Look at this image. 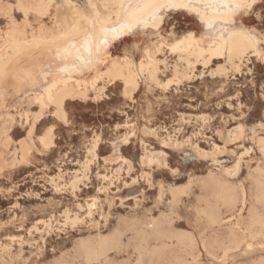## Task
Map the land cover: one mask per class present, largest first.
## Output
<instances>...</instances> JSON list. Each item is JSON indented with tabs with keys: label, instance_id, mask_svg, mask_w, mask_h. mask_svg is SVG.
I'll use <instances>...</instances> for the list:
<instances>
[{
	"label": "rangeland",
	"instance_id": "rangeland-1",
	"mask_svg": "<svg viewBox=\"0 0 264 264\" xmlns=\"http://www.w3.org/2000/svg\"><path fill=\"white\" fill-rule=\"evenodd\" d=\"M22 1L0 0V35L13 22L27 39L40 26L52 27L53 16L42 22L33 12L25 17L17 9ZM64 1L55 0V6L68 14ZM68 1L87 9L93 0ZM233 25L258 40L257 53L250 49L232 62L224 54L209 59L207 54L199 57L195 48L189 53L171 50L189 34L207 49L209 36L196 14L165 12L157 29L138 27L111 41L104 64L73 75L78 85L72 84L85 96L66 95L61 114L49 104L33 126L39 107L27 102L43 93L44 74L58 63L50 61L40 76L37 54L26 56L40 46L17 53L2 44L0 53L20 59L12 68L16 74L0 75V247L7 248H0L1 264H264V235L257 236L247 224L254 209L264 211L254 191L257 175L264 182L261 9L253 2L243 7ZM12 58L4 59L2 68L11 67ZM112 60L120 65L129 61L136 88L121 77H108ZM10 79L23 81L25 94ZM44 139L50 145L44 146ZM223 187L237 190L238 200H218ZM208 215L216 222L211 224ZM153 223L170 238L157 240ZM143 232L144 241L138 234ZM112 233L121 237L117 244L87 263L81 243L95 245ZM181 235L195 240V247L178 243L175 237Z\"/></svg>",
	"mask_w": 264,
	"mask_h": 264
},
{
	"label": "bare ground",
	"instance_id": "bare-ground-1",
	"mask_svg": "<svg viewBox=\"0 0 264 264\" xmlns=\"http://www.w3.org/2000/svg\"><path fill=\"white\" fill-rule=\"evenodd\" d=\"M68 6V14L62 11V8L55 6V0H25L18 4L17 9L20 10L26 17L29 12H33L38 20L42 22L43 17H52V27L45 29V26H40L38 32L32 34L30 39H27L24 33L14 24L4 36L0 35V50L2 44L6 45V49H13L19 53L23 49H31L40 46L41 50L37 53L32 50L26 54L31 56L37 54L41 70L50 66V61H56L57 66L47 71L44 74L43 80L45 82V89L42 94H39L28 100L27 103H34L39 107V111L33 118L32 126L42 118L43 110L49 105L57 106V112L61 114L62 104L66 95L76 94L85 96L84 92L77 90L73 83L78 85V81L73 79V75H77L83 71L96 68L107 61L109 56H105V48L111 41L120 39L126 33L146 26L157 29L163 14L169 10L183 9L189 13L196 14L201 25L205 28L206 34L209 36L207 41V49L199 46L198 41L191 34L184 36L182 39L176 41L172 46L173 52L182 51L189 53L195 48L197 55L203 56H221L225 55L229 61L235 59L241 60L245 53L252 49L257 53L256 46L258 40L254 36L247 33L244 29L240 30L233 25V16L242 10L243 7L249 6L253 0H93L89 3L87 9H80L78 7H71L68 0L64 1ZM77 4V3H76ZM80 4V3H79ZM15 5V4H14ZM14 12V11H13ZM23 21V20H22ZM28 23V22H27ZM84 23L85 26L82 25ZM7 25H9L7 23ZM174 35V34H173ZM175 36V35H174ZM201 40V39H200ZM201 42V41H200ZM129 49V48H126ZM130 51V50H129ZM14 52V51H13ZM9 53H0V75L8 76L16 74L12 68L17 65L20 59L19 55L9 56ZM147 54V53H146ZM148 56V55H147ZM246 56V55H245ZM14 59L11 67L2 68L1 62L6 59ZM126 57V56H125ZM182 58V57H181ZM123 59V58H122ZM129 59V58H128ZM176 60V59H174ZM165 61V60H164ZM230 62V63H231ZM248 62V61H247ZM176 63V62H175ZM178 63V62H177ZM191 63V62H190ZM195 63V62H194ZM144 64V62H143ZM193 64V63H192ZM225 64V63H224ZM145 65V64H144ZM170 65V64H169ZM176 65V64H175ZM173 65V66H175ZM218 65V64H217ZM223 65V64H222ZM129 61H125L120 65L117 61H111L110 69L107 71L108 77H121L124 79L126 85L133 88L137 87V77L130 67ZM139 66V65H138ZM189 66V65H188ZM235 66H237L235 64ZM43 67V68H42ZM177 67V65L175 66ZM223 67V66H222ZM220 67V70H222ZM231 67V66H230ZM167 68V67H166ZM180 68V67H179ZM196 68V67H195ZM219 68V67H218ZM225 68V67H224ZM178 69V68H175ZM174 69V70H175ZM181 69V68H180ZM212 69V68H211ZM147 70V69H146ZM168 70V69H166ZM186 70V69H185ZM190 70V69H189ZM197 70V69H196ZM204 70V69H203ZM215 70V69H214ZM224 70V69H223ZM229 70V69H225ZM234 70V69H233ZM236 70V69H235ZM97 71V69H96ZM148 71V70H147ZM173 71V70H172ZM192 71V70H191ZM205 71V70H204ZM203 71V72H204ZM207 71V70H206ZM230 71V70H229ZM250 71V70H249ZM222 72V71H221ZM253 72V71H252ZM172 74V73H171ZM181 74V73H180ZM186 74V73H185ZM189 74V73H188ZM234 74V73H233ZM183 75V74H181ZM194 75V74H193ZM177 76V74H176ZM186 76V75H185ZM151 77V76H150ZM166 77V76H165ZM200 77V76H199ZM146 78V77H145ZM161 78V77H160ZM175 79V77H173ZM172 78V79H173ZM178 78V77H177ZM3 79V78H2ZM1 79V80H2ZM171 79V80H172ZM183 79V78H182ZM228 79V78H227ZM12 80L17 91L24 93L25 86L23 81ZM38 80V79H37ZM37 80H29L28 83L36 84ZM165 80V79H164ZM170 80V79H169ZM168 80V81H169ZM184 80V79H183ZM163 81V80H162ZM170 82V81H169ZM180 82V81H179ZM31 84V85H32ZM164 84V83H163ZM225 84V83H224ZM161 85V84H160ZM220 85V84H219ZM170 86V85H169ZM189 86V85H188ZM215 86V85H214ZM150 87V86H149ZM228 87V86H227ZM151 88V87H150ZM229 88V87H228ZM196 89V88H195ZM212 89V88H211ZM221 89V88H220ZM218 90V89H217ZM224 90V89H223ZM179 91V90H178ZM88 92V91H87ZM216 92V91H215ZM226 92V91H225ZM156 93V92H155ZM170 93V92H169ZM25 94V93H24ZM215 95V94H214ZM2 93L0 91V99ZM165 97V96H164ZM169 98V97H168ZM189 98V97H188ZM187 98V99H188ZM233 98V97H231ZM20 99V98H19ZM21 100V99H20ZM176 100V99H175ZM189 100V99H188ZM206 100V99H205ZM135 101V100H134ZM223 101V100H222ZM202 102V101H201ZM1 104V103H0ZM159 104V103H158ZM172 104V103H171ZM141 105V104H140ZM231 105V104H230ZM129 106V105H128ZM191 107V106H190ZM15 110V109H14ZM152 111V110H151ZM155 114V113H154ZM180 114V113H179ZM192 115V114H191ZM59 116V115H58ZM64 116V115H63ZM9 117V116H8ZM60 117V116H59ZM154 117V116H153ZM197 117V115H196ZM27 119V117H26ZM151 119V117H150ZM159 120V119H158ZM181 121V120H180ZM184 121V120H183ZM132 124V123H131ZM136 124V123H135ZM165 125V124H164ZM125 126V125H124ZM137 127V126H136ZM146 127V126H145ZM193 127V126H192ZM241 127V126H239ZM148 129V128H147ZM242 129V127H241ZM240 129V130H241ZM51 130V129H50ZM151 131V130H149ZM167 131V130H166ZM197 132V131H196ZM147 133V132H145ZM199 133V132H198ZM203 133V132H202ZM218 134V133H216ZM175 135V134H174ZM200 135V134H199ZM255 135V134H254ZM120 136V135H119ZM136 136V135H135ZM196 136V135H195ZM202 136V135H201ZM97 137V136H95ZM99 137V136H98ZM25 138V137H24ZM97 139V138H96ZM170 139V138H169ZM175 139V138H174ZM47 139H44V146L48 144ZM202 141V140H201ZM227 141V139H226ZM260 141V140H259ZM110 142V141H109ZM129 142V140L127 141ZM181 142V141H180ZM190 142V141H189ZM212 142V141H211ZM18 143V142H16ZM54 144V143H53ZM113 144V142H112ZM182 144V143H181ZM192 144V143H191ZM214 144V143H213ZM50 145V144H48ZM164 145V144H163ZM55 146V145H54ZM196 146V145H195ZM217 146V145H215ZM151 147V145H150ZM70 148V147H69ZM147 150V149H146ZM162 151V150H161ZM227 151V150H226ZM163 152V151H162ZM217 152V151H216ZM222 152V151H221ZM234 152V151H233ZM152 153V152H150ZM154 153V152H153ZM213 153V152H210ZM163 154V153H162ZM167 154V153H166ZM263 154V153H262ZM87 155V154H86ZM121 155V154H120ZM208 155V154H206ZM210 155V154H209ZM213 155V154H212ZM210 155V156H212ZM216 155V153H215ZM96 156V155H95ZM146 156V155H145ZM148 156V155H147ZM94 157V154L93 156ZM91 157V158H92ZM98 157V156H97ZM202 157V156H201ZM213 157V156H212ZM105 158V157H104ZM214 158V157H213ZM33 159H35L33 157ZM121 159V158H120ZM149 159V156L148 158ZM152 159V158H151ZM17 160V159H16ZM23 160V159H21ZM80 160V159H79ZM88 160V159H87ZM86 160V161H87ZM123 160V159H121ZM155 160V159H154ZM153 160V161H154ZM37 161V160H36ZM91 161V160H90ZM44 162V161H43ZM79 162V161H78ZM159 162V161H158ZM152 163V161H151ZM87 164V163H86ZM81 165V164H80ZM219 165V164H217ZM258 165V164H257ZM6 166V165H5ZM84 166V165H83ZM140 166V165H139ZM167 167V166H166ZM85 168V167H84ZM61 169V168H60ZM142 169V168H141ZM172 169V168H171ZM217 169V168H216ZM233 169V168H231ZM259 169V168H258ZM262 169V168H260ZM40 170V169H38ZM85 170V169H84ZM132 170H134L132 168ZM155 170V169H154ZM235 170V169H234ZM237 171V170H235ZM234 171V172H235ZM264 171V170H263ZM261 170V172L263 173ZM76 172V171H75ZM80 172V171H79ZM148 172V171H147ZM224 172V171H223ZM233 172V173H234ZM81 173V172H80ZM150 173V172H149ZM152 173V172H151ZM250 173V172H249ZM215 174V173H214ZM232 174V173H230ZM264 174V173H263ZM103 175V174H102ZM148 175V173H147ZM216 175V174H215ZM233 175V174H232ZM235 175V174H234ZM251 176V174H249ZM142 176V175H141ZM149 176V175H148ZM254 176V175H253ZM252 176V177H253ZM115 177V176H114ZM203 177V176H201ZM220 177V176H219ZM236 177V176H235ZM106 178V176H105ZM132 178V177H131ZM137 178V177H136ZM135 178V179H136ZM262 176L254 179L255 201L264 208V182ZM113 179V178H112ZM134 179V180H135ZM65 180V179H64ZM78 181V180H77ZM81 182V180H80ZM112 182V181H111ZM219 183H222L218 181ZM228 182V181H227ZM159 183V182H158ZM233 183V182H232ZM65 184V183H64ZM165 184V183H164ZM168 184V183H167ZM166 184V185H167ZM225 184V183H224ZM242 184V183H241ZM84 185V184H83ZM228 185V184H227ZM233 185V184H232ZM231 185V186H232ZM161 186V184H160ZM165 186V185H164ZM185 186V185H183ZM229 186V185H228ZM2 187V186H1ZM76 187V186H75ZM169 187V186H168ZM236 187V185H235ZM3 188V187H2ZM153 188V187H152ZM173 189V187H171ZM176 188V187H174ZM237 188V187H236ZM79 189V188H78ZM177 189V188H176ZM244 189V188H243ZM110 190V189H109ZM167 190V189H166ZM170 190V189H169ZM231 187H223L218 195V200L224 203H234L237 199V193ZM241 190V189H240ZM107 191V190H106ZM243 191V190H242ZM178 192V191H177ZM252 192V191H251ZM180 193V192H179ZM183 193V192H182ZM244 193V192H243ZM140 194V193H139ZM172 194V193H171ZM254 194V193H253ZM26 195V194H25ZM162 195V194H161ZM186 195V194H185ZM252 195V194H251ZM178 196V195H177ZM181 196V195H180ZM188 196V195H187ZM254 196V195H253ZM108 197V196H107ZM134 197V196H133ZM132 197V198H133ZM162 197V196H161ZM164 197V196H163ZM111 198V197H110ZM114 198V197H113ZM117 198V197H116ZM179 198V197H178ZM115 199V198H114ZM136 199V198H135ZM170 200V199H169ZM168 200V201H169ZM238 200V199H237ZM244 200V199H243ZM252 200V199H251ZM107 201V200H106ZM122 201V200H121ZM138 201V200H137ZM108 202V201H107ZM165 202V201H164ZM252 202V201H251ZM181 203V202H180ZM211 203V202H210ZM19 204V203H18ZM87 204V203H86ZM137 204V203H136ZM135 204V206H136ZM162 204V203H161ZM250 204V203H249ZM90 205V204H88ZM94 205V204H93ZM81 206V205H80ZM228 206V205H227ZM112 207V205H111ZM201 207V206H199ZM230 207V206H228ZM82 208V207H81ZM133 208V206H132ZM136 208V207H135ZM202 208V207H201ZM219 208V207H218ZM256 208V207H255ZM237 209V208H236ZM218 210V209H217ZM148 211V210H147ZM92 212V211H91ZM163 213V212H162ZM161 213V214H162ZM221 213V212H220ZM109 214V213H108ZM164 214V213H163ZM199 214V212H198ZM226 215V214H225ZM109 216V215H108ZM199 216V215H198ZM207 216V215H205ZM242 216V215H241ZM67 217V216H66ZM102 217V216H101ZM100 217V218H101ZM180 217V215H179ZM210 223L216 222L217 218L213 215H208ZM244 217V216H243ZM125 218V217H124ZM128 218V217H127ZM149 218V217H148ZM170 218V216H169ZM178 218V217H177ZM201 218V217H200ZM14 219V218H13ZM68 219V218H66ZM79 219V218H77ZM130 219V218H129ZM134 219V218H133ZM235 219V218H234ZM240 219V218H239ZM71 220V219H70ZM80 220V219H79ZM174 220V219H173ZM193 220V219H192ZM241 220V219H240ZM137 221V220H135ZM189 222V221H188ZM198 222V221H197ZM206 222V221H205ZM47 223V222H46ZM45 223V224H46ZM193 223V222H192ZM207 223V222H206ZM60 224V223H59ZM63 224V223H62ZM248 229L254 231L257 235H264V211L259 208L254 209L248 220ZM144 225V224H143ZM65 226V225H64ZM151 226V225H149ZM49 227V226H48ZM152 234L160 242L169 239L168 235H163L157 229L156 223L152 225ZM208 227V226H207ZM50 228V227H49ZM132 228V227H131ZM172 228V227H171ZM196 228V227H195ZM210 228V227H209ZM223 228V227H222ZM20 229V228H19ZM170 229V228H169ZM198 229V227H197ZM119 230V229H118ZM179 230V229H178ZM208 230V229H207ZM212 230V229H211ZM222 230V229H221ZM225 230V229H224ZM229 230V229H228ZM120 231V230H119ZM170 231V230H169ZM182 231V230H181ZM206 231V230H205ZM210 231V230H209ZM214 231V230H213ZM232 231V230H230ZM147 232V231H146ZM172 232V230H171ZM170 232V233H171ZM178 232V231H177ZM176 232V233H177ZM216 232V231H215ZM226 232V231H225ZM29 233V232H28ZM149 233V232H148ZM174 233V232H173ZM229 233V232H228ZM233 234V232H231ZM30 234V233H29ZM110 234V233H109ZM114 234V233H112ZM123 234V233H120ZM141 240L146 238L144 232L138 233ZM172 234V233H171ZM190 234V232L188 233ZM216 234V233H215ZM222 234V233H221ZM100 235V234H99ZM107 235V234H106ZM111 235V234H110ZM184 235V234H183ZM198 235V234H197ZM201 235V234H199ZM212 235V234H211ZM32 236V235H31ZM95 236V235H94ZM92 236V237H94ZM120 236V235H119ZM118 233L106 239H98L92 245L81 243V253L87 263L97 261L98 258L105 255V252L114 247L118 242ZM193 236V235H192ZM253 236V235H252ZM258 236V235H257ZM100 237V236H99ZM191 237V236H190ZM207 237V235H206ZM212 237V236H211ZM10 238V237H9ZM14 238V237H13ZM87 238V237H86ZM104 238V237H103ZM121 238V237H119ZM177 242L180 244H188L195 247V240L187 236H176ZM192 238V237H191ZM193 238H195L193 236ZM264 238V237H263ZM172 239V238H171ZM15 240V239H14ZM82 240V238H81ZM88 240V239H87ZM90 240V239H89ZM120 240V239H119ZM203 240V239H202ZM85 241V240H84ZM25 242V241H24ZM81 242V241H80ZM205 242V241H204ZM208 241H206L207 243ZM211 242V241H210ZM216 242V241H215ZM224 242V241H223ZM227 242V241H226ZM27 243V242H26ZM212 243V242H211ZM222 243V242H221ZM125 244V243H124ZM205 244V243H204ZM208 244V243H207ZM210 244V243H209ZM145 245V244H144ZM166 245V243H165ZM164 245V246H165ZM173 245V244H172ZM202 245V244H201ZM206 245V244H205ZM212 244H210L211 246ZM1 246V245H0ZM31 246V245H30ZM122 246V245H121ZM186 246V245H185ZM208 246V245H206ZM11 247V246H10ZM163 247V246H162ZM1 248V247H0ZM5 248V247H4ZM74 250V247H72ZM203 248V247H202ZM209 248V247H208ZM213 248V247H212ZM210 249V248H209ZM215 249V248H214ZM1 250H3L1 248ZM7 250V248H6ZM3 250V251H6ZM76 250V249H75ZM157 250V249H156ZM183 250V249H182ZM207 249L205 248V251ZM71 251V250H70ZM109 251V250H108ZM148 251V250H147ZM166 251V250H165ZM191 251V250H190ZM204 251V249H203ZM208 251V250H207ZM9 252V251H8ZM38 252V251H37ZM114 252V251H113ZM162 252V251H161ZM175 252V251H174ZM192 252V251H191ZM75 253V252H74ZM141 253V252H140ZM187 253V252H186ZM205 253V252H204ZM160 254V253H159ZM198 254V253H197ZM209 254V253H208ZM42 255V253H41ZM64 255V254H63ZM71 255H73L71 253ZM143 255V254H142ZM2 256V255H1ZM0 256V257H1ZM5 256V255H4ZM9 256V254H8ZM21 256V255H20ZM68 256V255H67ZM18 257V256H17ZM70 257V256H69ZM68 257V258H69ZM146 257V256H145ZM175 258V256H173ZM61 258V256H59ZM73 258V257H71ZM107 258V257H106ZM193 258V257H192ZM197 258V256H196ZM4 259V258H3ZM22 259V258H21ZM65 259V258H64ZM74 259V258H73ZM111 258L109 257V260ZM146 259V258H145ZM151 259V258H149ZM194 259V258H193ZM261 259V258H260ZM55 260V259H54ZM53 260V261H54ZM62 260V258H61ZM66 260V259H65ZM125 260V259H124ZM5 261V259H4ZM3 261V262H4ZM60 261V260H59ZM77 261V259H76ZM113 261V260H112ZM117 261V260H115ZM144 261V260H143ZM184 261V260H183ZM187 261V260H186ZM194 261V260H193ZM6 262V261H5ZM4 262V263H5ZM8 262V261H7ZM55 262H57L55 260ZM119 262V261H118ZM155 262V261H154ZM67 263V262H66ZM149 263V262H148ZM255 263V261H254ZM1 264V263H0ZM6 264V263H5ZM12 264V263H11ZM56 264H60L56 263ZM82 264V263H81ZM101 264V263H100ZM137 264H141L138 261ZM146 264V263H144Z\"/></svg>",
	"mask_w": 264,
	"mask_h": 264
},
{
	"label": "snow or ice",
	"instance_id": "snow-or-ice-1",
	"mask_svg": "<svg viewBox=\"0 0 264 264\" xmlns=\"http://www.w3.org/2000/svg\"><path fill=\"white\" fill-rule=\"evenodd\" d=\"M253 4L261 9V25L264 26V0H261L260 4H256V0H253Z\"/></svg>",
	"mask_w": 264,
	"mask_h": 264
}]
</instances>
